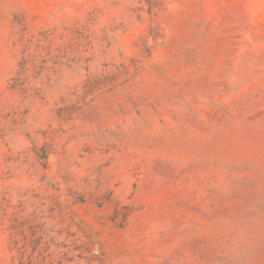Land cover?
<instances>
[{"label": "rangeland", "instance_id": "obj_1", "mask_svg": "<svg viewBox=\"0 0 264 264\" xmlns=\"http://www.w3.org/2000/svg\"><path fill=\"white\" fill-rule=\"evenodd\" d=\"M0 264H264V0H0Z\"/></svg>", "mask_w": 264, "mask_h": 264}]
</instances>
